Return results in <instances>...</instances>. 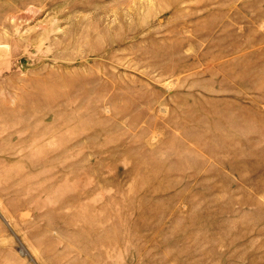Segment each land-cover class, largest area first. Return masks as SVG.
<instances>
[{
  "label": "rangeland",
  "instance_id": "374dc122",
  "mask_svg": "<svg viewBox=\"0 0 264 264\" xmlns=\"http://www.w3.org/2000/svg\"><path fill=\"white\" fill-rule=\"evenodd\" d=\"M0 264H264V0H0Z\"/></svg>",
  "mask_w": 264,
  "mask_h": 264
}]
</instances>
